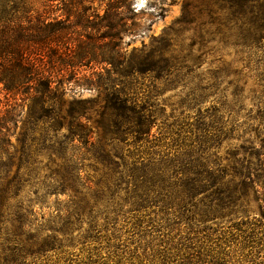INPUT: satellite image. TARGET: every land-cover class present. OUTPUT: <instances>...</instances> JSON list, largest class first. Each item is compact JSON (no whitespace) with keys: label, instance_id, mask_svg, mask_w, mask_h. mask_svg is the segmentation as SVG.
Masks as SVG:
<instances>
[{"label":"trees","instance_id":"1","mask_svg":"<svg viewBox=\"0 0 264 264\" xmlns=\"http://www.w3.org/2000/svg\"><path fill=\"white\" fill-rule=\"evenodd\" d=\"M52 1L0 0V264L257 262L264 0L187 3L180 28L131 52L126 36L156 21L129 0L75 21ZM184 31L195 33L187 53ZM209 40L235 48L243 68L205 79L192 47ZM87 89L96 96H77Z\"/></svg>","mask_w":264,"mask_h":264},{"label":"rangeland","instance_id":"2","mask_svg":"<svg viewBox=\"0 0 264 264\" xmlns=\"http://www.w3.org/2000/svg\"><path fill=\"white\" fill-rule=\"evenodd\" d=\"M36 4L40 5L43 1L48 0H34ZM131 6L139 11L140 13L144 11L146 15L141 17L142 21L147 22L146 24H150L153 20L156 21L151 31H147L143 36H139L138 38H134V36H126L125 43H130L127 46L128 52H131L133 49H141L143 45H149L151 43L152 37H158L166 29L169 27H175L176 29L180 28L179 25H175L176 21L181 17L182 10L184 5L190 3L192 6L194 5H205L201 0H129ZM54 6L53 14L56 17L66 18V16L71 15L72 20H77L78 17L84 16L89 17L90 19H94L97 14H103L106 8V4L108 0H86L82 5H75L72 0H53L50 2ZM161 8L166 9V16L162 18L159 15ZM195 33L193 31H184L182 35L177 39L178 45L184 46V52L187 53L192 44L194 43ZM176 38V37H175ZM192 53L195 57H201L200 68L198 69V73L201 74L205 79H210L212 77V71L223 68L228 64H233L234 69H242L243 63L241 61V55L238 54L237 50L232 47H226L222 43L213 42L212 40L207 41L205 44L198 43L194 47H192ZM254 82L248 79V87H253ZM180 89H170L166 92L164 98L171 99L172 102L178 100V94H180ZM82 98H90L95 97L96 92L92 90H83L81 93L77 94ZM68 98V97H66ZM4 102H6L4 93L0 92V109H2ZM19 102L21 103L20 99ZM27 109V108H26ZM26 109H24V114L26 113ZM4 110V108L2 109ZM22 123L19 121L18 129L13 131L10 135V140L14 145H18V135L21 132ZM222 153H225V147L222 150ZM14 168L13 170H15ZM91 172V171H89ZM62 199L64 197H61ZM247 205V204H246ZM250 210L253 215L260 214V204L256 203L253 198H250ZM241 254H231V264H264V254H260L257 257V262H241L242 257Z\"/></svg>","mask_w":264,"mask_h":264}]
</instances>
